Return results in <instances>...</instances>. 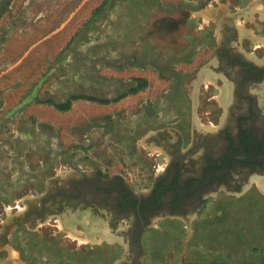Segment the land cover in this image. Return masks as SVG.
Here are the masks:
<instances>
[{
	"label": "rangeland",
	"instance_id": "rangeland-1",
	"mask_svg": "<svg viewBox=\"0 0 264 264\" xmlns=\"http://www.w3.org/2000/svg\"><path fill=\"white\" fill-rule=\"evenodd\" d=\"M260 5L264 11V0H0V264L131 263L128 247L87 234L67 215L17 226L5 241L2 233L56 178L120 175L133 190L151 186L170 158L153 135L173 147L182 133L189 148L196 124L223 118L211 81L194 103L199 71L220 46L216 18H234L231 46L264 59L255 49L264 46ZM76 96L110 102L55 107ZM253 180L244 192L207 199L187 224L156 221L142 264H264V187ZM88 211L85 224L94 220Z\"/></svg>",
	"mask_w": 264,
	"mask_h": 264
},
{
	"label": "flooded vegetation",
	"instance_id": "flooded-vegetation-1",
	"mask_svg": "<svg viewBox=\"0 0 264 264\" xmlns=\"http://www.w3.org/2000/svg\"><path fill=\"white\" fill-rule=\"evenodd\" d=\"M216 20L222 27L220 46L215 47L214 56L197 78L203 73L199 86L211 81L220 90L210 100L216 107L221 104L222 120L215 125L196 124L189 148L182 147V133L173 147L153 135L170 158L165 168L157 171L153 184L140 191L126 186L120 175H67L52 180L50 189L54 196L47 216L37 215L28 225L40 226L37 221L46 220L49 215H67L73 219L70 222L84 226L87 234L99 233L103 242L114 240L128 247L133 261L122 264H137L143 256L144 235L156 221L178 219L187 224L205 208L207 199L244 192L254 178L258 181L253 180L252 185L264 187V59L257 60L254 51L245 54L238 46H231L238 29L234 18ZM259 48L263 54L264 46L255 49ZM37 206L42 208L40 203ZM77 210L84 212L75 215ZM85 210L91 212L86 216L94 219L91 223L83 220ZM96 210L106 216L107 224L97 221Z\"/></svg>",
	"mask_w": 264,
	"mask_h": 264
},
{
	"label": "water",
	"instance_id": "water-1",
	"mask_svg": "<svg viewBox=\"0 0 264 264\" xmlns=\"http://www.w3.org/2000/svg\"><path fill=\"white\" fill-rule=\"evenodd\" d=\"M247 10H249V12L254 11L255 9L252 8L251 6L247 8ZM246 11L243 10L241 13H245ZM261 16L264 19V11H261ZM203 73H201L199 75V77L197 78V81L195 82V94H194V103H195V107L197 105V93H198V88L199 85L203 79ZM53 192L51 191V189L49 188L47 190V192L45 194H43V196L37 197V198H31L29 200L26 201L27 204V208L25 211L20 212L19 214H16L14 217L10 218L9 220H7L5 226H4V232L2 233L3 237H7L8 233L13 230L15 227L23 225V224H31V218H35L37 215H43L44 217L47 216L46 210L47 207L51 204V201L53 199ZM40 203L42 205V208L39 210L37 204ZM48 218V217H47ZM46 218V220H47ZM45 221V220H43ZM43 221L38 220L37 223L38 225L41 224ZM3 244H0V246H2ZM143 263V259H141L140 257L137 259V264H142ZM117 264H122V262H119Z\"/></svg>",
	"mask_w": 264,
	"mask_h": 264
},
{
	"label": "trees",
	"instance_id": "trees-1",
	"mask_svg": "<svg viewBox=\"0 0 264 264\" xmlns=\"http://www.w3.org/2000/svg\"><path fill=\"white\" fill-rule=\"evenodd\" d=\"M80 98H85V99H90L93 101H98L100 103H109L110 100H101L98 98H88V97H84V96H76V97H72L69 101H67L66 103H62V104H55V107L61 111H67L71 108L72 106V100H76V99H80Z\"/></svg>",
	"mask_w": 264,
	"mask_h": 264
},
{
	"label": "bare ground",
	"instance_id": "bare-ground-1",
	"mask_svg": "<svg viewBox=\"0 0 264 264\" xmlns=\"http://www.w3.org/2000/svg\"><path fill=\"white\" fill-rule=\"evenodd\" d=\"M258 11H262L261 9H262V6L260 5L258 8ZM24 208H22V207H20V210H23ZM61 224V226H63L64 225V223H60Z\"/></svg>",
	"mask_w": 264,
	"mask_h": 264
}]
</instances>
